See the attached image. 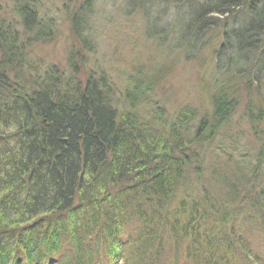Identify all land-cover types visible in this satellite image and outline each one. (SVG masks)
<instances>
[{
  "label": "trees",
  "instance_id": "obj_1",
  "mask_svg": "<svg viewBox=\"0 0 264 264\" xmlns=\"http://www.w3.org/2000/svg\"><path fill=\"white\" fill-rule=\"evenodd\" d=\"M107 1L167 48L124 88L99 0H0V264H264V0ZM208 63L210 114L169 117Z\"/></svg>",
  "mask_w": 264,
  "mask_h": 264
},
{
  "label": "rangeland",
  "instance_id": "obj_2",
  "mask_svg": "<svg viewBox=\"0 0 264 264\" xmlns=\"http://www.w3.org/2000/svg\"><path fill=\"white\" fill-rule=\"evenodd\" d=\"M120 4V2L116 3L118 7H120ZM97 6L101 7V10H103L102 12L105 14V18H108L107 14L109 13L113 16H117V20L115 21V19H113L116 23L113 24L114 28L112 30L106 33L105 36L101 37V39H97L98 43L95 57L106 62L108 66V68H106L107 71L113 75L112 77L116 82L119 81V83H117L118 88H124L122 83L123 74L126 72L135 74V72L137 73L139 71V65H143L146 62L149 66L150 62L153 64L157 58L160 62L161 55L164 54V51L166 52L167 48L165 46L157 47L155 43L146 40L147 37L144 35V27L142 24L143 18L141 16H134L132 17V20L126 21L123 20V16L121 17V15L116 12L115 9L117 8L114 3L108 2L107 0H99V5ZM162 8V6H158L156 9L159 10ZM52 12L53 11H50V13ZM60 14L62 13H59V16ZM60 23L62 28H64V24H62L63 21H60ZM121 26H124V28H121ZM39 50L42 53L38 51V54L42 57L46 59L53 58L52 60L55 63L64 64L65 49L63 48L62 43L59 46H45ZM208 64L209 65L200 68L201 70L199 72L194 69V67L185 64L186 66L182 67V69L185 70L182 72L180 71L176 74L177 76L173 78L174 83L170 85L172 89L170 90V100L167 101V104L165 103L166 105L163 104V106H166L167 111H169V117H174L181 108H189L190 106H197L198 104L203 113L210 114V107L207 106L205 101V96L206 94H209V92L205 91L207 88H205V86L209 85L208 81L210 82V77L211 75L213 76L214 71L212 63ZM201 76H203V81L205 83L202 82L200 89H197V84ZM254 84L259 85L260 89L263 84L264 88V78L263 82L261 79L259 84ZM208 87H210V85ZM262 92H264V90ZM244 94L245 91L240 90V95L244 97ZM251 96L258 105L259 103H262L261 96L258 92H252ZM195 98H197V100H193ZM242 127L247 126L246 124L245 126L242 124ZM261 127L264 128V123ZM261 239L257 237L250 238L253 242H255V240L261 242Z\"/></svg>",
  "mask_w": 264,
  "mask_h": 264
}]
</instances>
